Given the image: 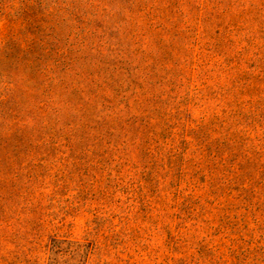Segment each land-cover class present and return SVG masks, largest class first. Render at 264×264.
I'll return each mask as SVG.
<instances>
[{
  "label": "rangeland",
  "instance_id": "1",
  "mask_svg": "<svg viewBox=\"0 0 264 264\" xmlns=\"http://www.w3.org/2000/svg\"><path fill=\"white\" fill-rule=\"evenodd\" d=\"M0 264H264V0H0Z\"/></svg>",
  "mask_w": 264,
  "mask_h": 264
}]
</instances>
